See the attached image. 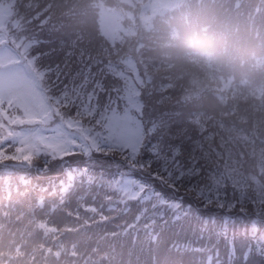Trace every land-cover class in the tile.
<instances>
[{
	"label": "snow or ice",
	"instance_id": "snow-or-ice-1",
	"mask_svg": "<svg viewBox=\"0 0 264 264\" xmlns=\"http://www.w3.org/2000/svg\"><path fill=\"white\" fill-rule=\"evenodd\" d=\"M0 0V177L35 170L68 190L103 189L163 264H264V201L246 203L158 157L125 101L90 65L26 27ZM27 179V177H24ZM189 201H195V206ZM95 211V208H92ZM175 254V255H172Z\"/></svg>",
	"mask_w": 264,
	"mask_h": 264
},
{
	"label": "trees",
	"instance_id": "trees-1",
	"mask_svg": "<svg viewBox=\"0 0 264 264\" xmlns=\"http://www.w3.org/2000/svg\"><path fill=\"white\" fill-rule=\"evenodd\" d=\"M30 2L35 1L36 4L33 5H28L26 8H23L22 10H19L16 6L14 8L15 13L20 16L21 20L24 21L25 24H27V26L29 28H32L34 25H37V22L34 20V18L32 19L31 17V10L33 9V7H35L36 5H41L44 3L43 0H28ZM257 1V2H256ZM252 2H254V5L257 8H264V0H252ZM66 4V3H65ZM65 8V5H64ZM75 11L81 9V7H77V8H73ZM167 110V109H166ZM187 163H189L191 161V156L188 155V157L185 160ZM250 203V202H248Z\"/></svg>",
	"mask_w": 264,
	"mask_h": 264
},
{
	"label": "bare ground",
	"instance_id": "bare-ground-1",
	"mask_svg": "<svg viewBox=\"0 0 264 264\" xmlns=\"http://www.w3.org/2000/svg\"><path fill=\"white\" fill-rule=\"evenodd\" d=\"M104 259H105L104 257H98V258L91 257L92 262H94L95 264H103Z\"/></svg>",
	"mask_w": 264,
	"mask_h": 264
}]
</instances>
